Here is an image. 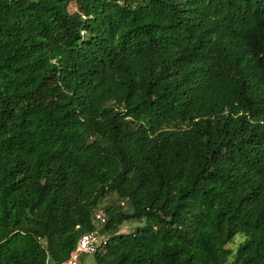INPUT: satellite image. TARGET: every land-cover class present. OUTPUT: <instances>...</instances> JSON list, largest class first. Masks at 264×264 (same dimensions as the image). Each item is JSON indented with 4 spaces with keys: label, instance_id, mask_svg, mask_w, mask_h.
Listing matches in <instances>:
<instances>
[{
    "label": "trees",
    "instance_id": "trees-1",
    "mask_svg": "<svg viewBox=\"0 0 264 264\" xmlns=\"http://www.w3.org/2000/svg\"><path fill=\"white\" fill-rule=\"evenodd\" d=\"M97 229L98 264H264V0H0V264Z\"/></svg>",
    "mask_w": 264,
    "mask_h": 264
},
{
    "label": "built area",
    "instance_id": "built-area-1",
    "mask_svg": "<svg viewBox=\"0 0 264 264\" xmlns=\"http://www.w3.org/2000/svg\"><path fill=\"white\" fill-rule=\"evenodd\" d=\"M122 204H124L122 202ZM95 220L98 226L105 222V215L102 211L95 214ZM108 239V235L99 233L97 230L84 232L77 240L76 248L70 253L69 257L57 264H79L77 262L78 253L94 254Z\"/></svg>",
    "mask_w": 264,
    "mask_h": 264
},
{
    "label": "rangeland",
    "instance_id": "rangeland-1",
    "mask_svg": "<svg viewBox=\"0 0 264 264\" xmlns=\"http://www.w3.org/2000/svg\"><path fill=\"white\" fill-rule=\"evenodd\" d=\"M68 9L70 12L76 11V5L74 2H71L68 6ZM112 198H107L103 200L100 203V206H104L106 204H109L111 202ZM125 210L130 211V207L127 205H124ZM143 220H130L123 222L117 229L116 232H127L133 230L136 226L143 225ZM242 240V236L238 235L235 237V239L228 244L229 247L232 249H235L238 242ZM77 262L79 264H98L93 254H87V253H78ZM47 264H51V261H48Z\"/></svg>",
    "mask_w": 264,
    "mask_h": 264
}]
</instances>
